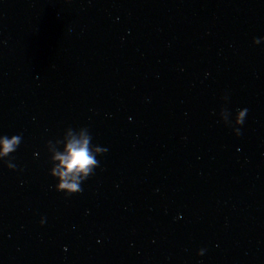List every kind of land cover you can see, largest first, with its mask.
I'll return each mask as SVG.
<instances>
[{"label":"water","instance_id":"obj_1","mask_svg":"<svg viewBox=\"0 0 264 264\" xmlns=\"http://www.w3.org/2000/svg\"><path fill=\"white\" fill-rule=\"evenodd\" d=\"M5 135L0 264H264V0H0Z\"/></svg>","mask_w":264,"mask_h":264},{"label":"clouds","instance_id":"obj_2","mask_svg":"<svg viewBox=\"0 0 264 264\" xmlns=\"http://www.w3.org/2000/svg\"><path fill=\"white\" fill-rule=\"evenodd\" d=\"M253 43L259 44L260 39H254ZM247 111L246 108L237 110L233 124L229 119L231 113L227 110H221L222 120L233 128L237 136L241 135L240 126L245 121ZM68 129L72 128L69 127ZM79 130V137L73 136L64 146V151H56L52 157L53 160L59 161L50 171V175L58 180L55 189L56 191L64 192L68 196L82 192V182L93 175L94 169L99 166V161L96 157L107 152V148L91 143L92 136L87 127H82ZM21 140V135H13L11 138L6 135L0 136V160H4L10 170H16V165L11 159L5 158L10 157V154L16 151ZM48 143H51V141ZM44 222L42 218L40 221L41 225ZM204 251V249H200L198 255H203Z\"/></svg>","mask_w":264,"mask_h":264}]
</instances>
